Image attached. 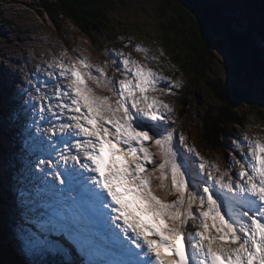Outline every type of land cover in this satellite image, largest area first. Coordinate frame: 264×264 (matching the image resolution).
<instances>
[{"label": "snow or ice", "instance_id": "6c2138e0", "mask_svg": "<svg viewBox=\"0 0 264 264\" xmlns=\"http://www.w3.org/2000/svg\"><path fill=\"white\" fill-rule=\"evenodd\" d=\"M122 46L99 63L66 49L48 65L51 95L24 89L40 153L26 169L45 194L27 250L63 234L81 259L62 264H264V137L245 129L219 162L202 154L175 127L183 81L164 50Z\"/></svg>", "mask_w": 264, "mask_h": 264}, {"label": "rangeland", "instance_id": "374dc122", "mask_svg": "<svg viewBox=\"0 0 264 264\" xmlns=\"http://www.w3.org/2000/svg\"><path fill=\"white\" fill-rule=\"evenodd\" d=\"M112 1L113 3H111V6L114 5V10L108 12V14H110L108 31L116 35V41L121 40L122 42H127L130 37L134 44L139 43L149 49L162 48L165 52L167 61H170L171 65H175L178 76L182 78L183 87L177 91L173 103L176 107V116H178V113L180 112V116L183 118V126L177 124V131L183 132L189 137V144L195 145L197 150L201 151L202 154L212 156V160L219 162L221 155L227 157L229 152L233 151V140L241 138L245 129H247L250 136L259 135L264 137V119L262 120L259 118L256 113L248 112L246 113V116L241 119L240 124L229 125L227 128H224L223 134L221 135V133H219L217 135L218 138L215 140L214 145L212 143L206 144L205 142L208 141V137L206 130L203 127V122H205L207 115L210 117L208 122L215 120V116L217 119L221 114V108L211 92L210 86L207 85L205 81H210L214 87L217 86L219 88L220 86H224V90L219 89V91L224 94L228 91H233L232 89H236L239 92L246 94V90H248L249 87H253L254 83L249 82V80L244 78H242V81H238L232 71V65L229 63L230 59L227 53L225 51H220L219 53L214 52V57L209 64V66H211L210 71L204 75V77L206 76L205 78H202L197 82V85L190 79V76L187 77L186 74L181 71V64L184 63L186 49L180 47V43L178 45V42L176 43L178 47L165 44V32L160 23L164 21L166 24L168 17L160 16L157 11V5L160 0ZM33 5L32 0H0V80L4 82L6 81V83H4L6 86L5 90L3 89L4 91L2 90L0 92V108L2 107L3 110H6V113L2 111V113L6 115V128L2 125L1 120L0 126L7 130L14 129L15 124H12L11 118L9 117L10 109L16 110V112L12 111L10 113L13 119V113H19L24 107H27L25 109L29 108V106H26V100L23 97L25 96L27 101H30L28 99L29 94H26V92L23 91L28 85H26V82L29 80L37 81L34 84L38 87H40L39 83H42V85H48L44 83L47 79L41 80L40 75L43 71L50 69L48 65L50 63H55L54 59L56 60L58 57L54 56L51 62L44 59L43 67L40 68L37 64L31 62V57L34 54L38 52L41 54L43 51L52 53V49L54 50L56 48L61 51L62 54L67 49L69 52L74 50L76 55L87 58L89 63H99L101 61L100 53L105 49H108L109 51L122 50L127 52V48H123V46L119 45L114 39L102 35L103 32L100 35L98 34L99 32L92 34V37H90L91 40L89 41L88 36L81 34L71 23L68 22L65 24L66 27H64L63 31L65 35L62 40L58 36V30L55 29L54 25L47 17H41L38 15L33 9ZM174 36V34H171L173 39ZM96 40V45H94L93 41ZM66 43H69V46ZM81 49L84 51H81ZM132 56L133 58H138L136 54H132ZM27 59L30 68H34L35 70L40 69L38 74H32L30 77H26L20 70L18 71L17 68H20L19 64H27ZM11 68L18 71L20 75L19 78L15 76L9 77ZM50 71H52V69H50ZM163 71L165 75L172 74L171 69L167 65L164 66ZM24 79L26 82H22L25 81ZM7 80H9L10 85H8ZM39 80L41 81L38 82ZM243 80H246L247 82H244ZM16 81L25 83V87L20 84L21 91L15 88ZM185 85H187L188 92L183 94L181 92ZM12 88L16 90V94L20 97V102H15L16 104H19V109H17L15 103H13L12 107H9L8 109L3 105V103L5 104L9 102L5 101V98H7V95L5 94L6 92L9 93ZM44 89L47 90L49 88ZM29 90L32 93L34 92V88H29ZM47 92L51 95L50 90ZM9 98H11V96H9ZM21 101H24L23 106L21 105ZM183 103H186L187 107L184 108ZM194 109H198L196 117L200 116V119H187L188 117H191L190 114L194 112ZM202 111L206 112V116H203L204 118L202 117ZM26 115L28 114L26 113ZM24 119L26 118L23 116V112H21L20 121L22 122ZM225 133H229L230 137L223 140L226 137ZM8 142H11L10 138L5 136L3 131L0 132V173L2 174L5 171V168L8 167H4L3 165V161L6 160L4 154L6 155L8 153L9 155V150H11L9 147L7 148V146H9ZM4 145L6 146L7 151H5L3 147ZM235 154L239 156L238 149L235 151ZM21 155H16V157L22 159ZM0 188V197H5L6 187L0 184ZM1 202L2 200L0 199V203ZM3 210H5V207ZM2 213H4V211H2ZM3 219L4 217L1 218L0 215V248L6 253V255H9V257H6V264H33L34 262L36 264H46V261L50 262V260L53 259L52 256L58 257V252H55V248L53 247L47 249L53 251H49L45 254V251L27 250L25 241L20 244H15L12 237L16 239L15 236H13L16 231L12 226L9 227L7 221L5 223ZM14 247H23L28 253V256L31 258L34 257V259H25L22 260V262L18 260H10L8 263L7 258L14 257L13 252L14 249H16Z\"/></svg>", "mask_w": 264, "mask_h": 264}, {"label": "trees", "instance_id": "16d2710c", "mask_svg": "<svg viewBox=\"0 0 264 264\" xmlns=\"http://www.w3.org/2000/svg\"><path fill=\"white\" fill-rule=\"evenodd\" d=\"M32 2L33 9L41 17L48 18L62 40L67 22L81 34L88 36L89 41L92 34L97 32L99 35L103 32L106 37L114 39V35L108 31L110 15L108 12L114 10V5L111 6L112 0H32ZM157 11L160 16L168 17L166 24L164 21L160 23L165 32V44L178 47L180 43L179 46L186 49L181 71L187 77L190 76L197 85V82L205 78L204 75L210 71L209 64L214 52L219 53L222 51L221 48H227L228 43L232 42L245 52L250 63H259L258 66L261 68L257 73L264 75V53L261 49L260 36L264 0H160ZM227 12L234 15L235 19L232 18V21L228 19ZM248 27L253 33L247 31ZM171 34L175 35L174 39ZM96 42L97 40L93 41V44L96 45ZM228 52L232 61V71L238 81H242L241 68L236 64L230 49ZM244 77L254 83L253 87L246 90V94L236 89L224 94L219 91L224 90V86L214 87L210 81H205L221 108V114L217 119L211 122L205 119L203 123L208 137L206 144L215 142L217 135L223 134L224 128L241 123V119L248 112L256 113L259 118L264 119V88L246 75ZM246 80L243 81L247 82ZM186 92L187 85L181 93ZM183 104L184 108L187 107L186 103ZM208 117L209 115L206 118Z\"/></svg>", "mask_w": 264, "mask_h": 264}, {"label": "bare ground", "instance_id": "6f19581e", "mask_svg": "<svg viewBox=\"0 0 264 264\" xmlns=\"http://www.w3.org/2000/svg\"><path fill=\"white\" fill-rule=\"evenodd\" d=\"M60 55H61V51H59L57 48L54 50L52 49V53H48V52L43 51L40 54L38 52L31 57V62L37 64L41 68V67H43V60L44 59L51 62L53 60L54 56L59 57ZM6 57H7V55H6ZM2 59H3V57H2ZM19 66H20V68H17L18 71L20 70L26 77H30L32 74H38L37 70H35L34 68H30V66L28 64V59H27V64L20 63ZM12 68H14V67H12ZM12 68L10 69L9 77L15 76V77L19 78L20 75H19L18 71L16 69H12ZM49 71H50V69L42 72V74L40 75L41 80L45 79V78H49L46 74ZM4 83H6V81L4 82V81L0 80V92L3 89L5 90V88H6ZM7 83H8V85H10L9 80H7ZM20 83H21L20 81H16L15 82V85H16L15 88L21 91ZM49 83L51 85V89H49V90H50V92H52L55 82L50 81ZM50 85H48V86H50ZM27 86H29V85H27ZM42 87L46 88L45 85H42ZM26 94H27V92H26ZM5 95H7V98H5V101H9V102H7L5 104L3 103V105H5L4 107H7V109L9 107H12L13 103L20 102V97H19V95L16 94V90H14L13 88L10 89L9 93L6 92ZM32 95H33V93H32ZM9 96H11V98H9ZM23 97L27 101V98L25 96H23ZM28 99L30 101L28 102V104H26V106H29V108L25 109L27 107H24V108L22 107L23 110H21L19 113H13V116H14L13 119H12V116L10 113L12 111L16 112V110L10 109L9 117L11 118L12 124L15 123L14 129L7 130V129H4L3 127L0 126V132L3 131L5 133V136H8L10 138V141L12 143V145L7 146V148L9 147L11 149V150H9V155H8V153L6 154L7 159L10 160V165L8 167H6V160L3 161V165L6 168H5V171L3 172V174L0 173V184L4 185L6 187V196L0 197V199L2 200V202L0 203V215H1V218L5 217V219H7V221H8L9 226H12L13 229L16 231L13 234V236H15V238H17V239H21L20 240L21 243L25 241L23 238L28 235V232L34 231V228H35L32 226V229H30V227L28 225V222H27L28 217H29L28 211L25 210L27 213L24 216H23L24 211L20 212V210H22L24 207L22 204V200H25L27 202V200H26L27 195H24L23 198H21L22 191L25 193L26 189L28 190V192H31V190H34V188L29 184L28 178L25 176V172L28 173L27 169H26V165H27L28 160H25L24 157L26 155H32L34 153H35L34 155L40 154L38 149H36V148L30 149V147H33L32 138L36 136V130H35V126L29 127L31 122L33 123V119L31 117H32V107L34 105H33V102L31 101L30 96L28 97ZM21 105L22 106L24 105V101H21ZM0 109H1L0 110V120L2 122V125L6 128V115L4 113H2V111L6 113V110H3L2 107ZM21 112H23V116L26 118L22 121L23 124L20 121ZM197 112H198V109H196L195 112L192 113L191 118H194L196 120L197 119V117H196ZM26 113L28 115H26ZM205 113L206 112L202 111V117L206 116ZM215 118H216V116H215ZM209 119H210V117L206 118V120H209ZM29 120H30V124H29V122L27 124L26 121H29ZM235 125H238V124H235ZM46 126H47V124L45 122L41 123V128L46 127ZM226 136H227V138L230 137L229 135H226ZM21 140L23 142H20ZM3 147H4L5 151H7L6 146L4 145ZM18 153H20V154H18ZM21 154H22V159L18 160L16 155H21ZM6 155L4 154L5 158H6ZM207 157L212 159V156L207 155ZM20 160H21L20 163L23 162V166H24V167H22V172H23V175L25 176V179H26L25 183H24L21 176H20L19 180H17L15 175H13V168H11L13 166H17V163ZM19 172H21V169H19ZM31 180H32V178H31ZM32 183L35 187L36 182L32 180ZM12 196H14V197H12ZM33 197L34 196L29 195L28 201H29V204L31 201L32 205H34V208H35L34 202H35L36 196L34 198ZM32 205H30V209H31ZM4 207H5V210H3ZM37 207H40V205ZM2 211H4V213H2ZM32 215H33V213H32ZM48 240L50 242V245L55 248V252H58V257L52 256L53 262L62 263L64 261H68V260L79 261L81 259L78 252L74 253V252H76L75 245L63 234H60V235L50 234L48 236ZM67 243L73 244V246H74V248H72L70 250L71 253L69 252V249L67 248L68 247ZM36 250H38V249H36ZM49 251H53V250H45V254L48 253ZM65 253L67 255H65ZM13 254L14 255L16 254L15 250H14ZM10 258H12V257H10Z\"/></svg>", "mask_w": 264, "mask_h": 264}, {"label": "water", "instance_id": "95a60500", "mask_svg": "<svg viewBox=\"0 0 264 264\" xmlns=\"http://www.w3.org/2000/svg\"><path fill=\"white\" fill-rule=\"evenodd\" d=\"M226 16L230 20L232 18L235 19V16L230 14L229 12L226 13ZM247 31L249 33H253L251 28H249V27L247 28ZM227 48L230 49V51L232 52L233 57L236 59V64H238V66H240V68H241L240 71L242 72V78L246 75L247 78L253 79L256 83L261 85L262 74L263 73H259V74L257 73L258 70L261 68V67L258 66L259 63H256V64L250 63L249 62L250 59H248V57L246 56L245 52L240 50V48H238V45H236V43L234 44V42H232L231 44L228 43V47ZM227 48L223 47L221 49H222V52L225 51L227 53L228 57H229V52H228L229 49H227ZM229 59H230V57H229ZM229 63L232 65L231 59H230ZM251 64H252V66H251ZM244 79H246V78L244 77Z\"/></svg>", "mask_w": 264, "mask_h": 264}]
</instances>
